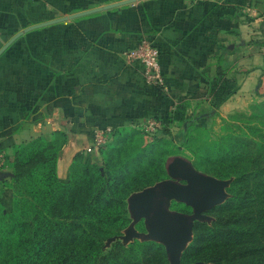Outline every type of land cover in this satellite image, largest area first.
<instances>
[{
    "label": "crops",
    "instance_id": "obj_1",
    "mask_svg": "<svg viewBox=\"0 0 264 264\" xmlns=\"http://www.w3.org/2000/svg\"><path fill=\"white\" fill-rule=\"evenodd\" d=\"M17 34L0 53V204L7 209L5 158L17 145L56 141V173L67 181L76 156L100 162L94 129L112 136L150 121L176 128L169 120L179 106L201 121L264 101V0H0V49ZM142 40L160 52L164 86L146 82L122 56ZM167 181L127 197L130 221L115 240L145 237L164 246L168 264H186L181 255L193 232L169 228L192 207H172L183 202Z\"/></svg>",
    "mask_w": 264,
    "mask_h": 264
},
{
    "label": "trees",
    "instance_id": "obj_2",
    "mask_svg": "<svg viewBox=\"0 0 264 264\" xmlns=\"http://www.w3.org/2000/svg\"><path fill=\"white\" fill-rule=\"evenodd\" d=\"M249 109L252 120L258 122L233 125L213 142L210 148L216 149L211 155L193 154L197 170L233 180L228 188L230 196L211 211L214 220L210 224L196 223L192 241L182 252V263L202 261L199 244L203 243L211 249L206 252V262L264 264V101ZM192 121L180 106L169 120L179 127ZM57 146L54 140L36 138L13 150L14 155L21 156L25 150L35 149L45 173L29 189L34 203L30 205L31 213L20 221H8L0 235V264H168L164 246L152 240H133L126 245L115 240L104 249L105 241L120 235L130 221L127 197L162 176L115 194L118 170L100 169L89 157L76 156L64 182L56 173ZM81 162L83 175L73 180L74 168ZM219 168L225 172L220 173ZM164 173L162 170L160 174ZM16 178L14 170L6 183L13 192L12 205L16 195L12 183L18 182ZM172 207L183 212L191 210L183 203L174 202Z\"/></svg>",
    "mask_w": 264,
    "mask_h": 264
},
{
    "label": "rangeland",
    "instance_id": "obj_3",
    "mask_svg": "<svg viewBox=\"0 0 264 264\" xmlns=\"http://www.w3.org/2000/svg\"><path fill=\"white\" fill-rule=\"evenodd\" d=\"M250 114L251 109L248 108L224 118L212 116L199 121L195 116H190L188 118H192L194 121L187 125L184 124L182 127L176 126L175 128V126H170L168 129V126L159 125L150 130H123L113 134L102 144L99 149L102 155L101 160L95 163L100 169L118 170L120 177L115 183L116 189L115 191L113 190L115 194L123 193L125 189L142 186L155 177L162 176L161 181L173 180L178 182L177 179L169 175L166 168V161L169 157H182L194 166L193 154L196 153L200 156L213 154L216 149V147H213V150L210 148L213 146V142L217 141L226 130L232 129L233 125H246L247 123L258 122L257 120H252ZM34 150L33 148L27 149L21 156H16L13 152L5 158V165L10 167L11 177L15 170L18 182L12 183L16 193L13 205L9 209L0 205V235L4 233L5 225L8 221H20L31 213L30 205L34 203L29 195V189L37 182L38 177L45 173V166L40 161V158L36 157L37 155L35 154L37 153H34ZM86 166L87 168L90 167L89 164H86ZM83 168L84 163L82 162L74 168L73 180L80 179L83 175ZM162 170L165 171V175L160 174ZM218 170L220 173L225 172V169L222 168ZM197 171L200 172L202 179L208 176L219 180L223 184L225 197L221 203L230 196L228 188L233 178L220 179L201 170ZM180 183L185 184V181L183 180ZM18 195H22V198L17 197ZM214 207L205 210L200 219L194 221L193 230L197 222L210 224L214 220L211 214ZM115 238L117 236L109 237L104 243V249L109 248ZM134 240L143 241L141 239ZM199 246H201L199 254H204L202 261L199 262H206V252H210L211 249H208L206 244L204 245L203 243H200ZM206 263L213 264L211 262Z\"/></svg>",
    "mask_w": 264,
    "mask_h": 264
},
{
    "label": "water",
    "instance_id": "obj_4",
    "mask_svg": "<svg viewBox=\"0 0 264 264\" xmlns=\"http://www.w3.org/2000/svg\"><path fill=\"white\" fill-rule=\"evenodd\" d=\"M110 5L106 7L115 6ZM102 9V8H99ZM99 9H94L90 12H95ZM87 13V12H85ZM80 15V14H78ZM73 17V16H71ZM19 34L11 38L1 49L0 53L16 38ZM166 168L169 175L177 179L178 182L168 180L175 186L176 197L183 203L192 207L190 214H182L178 218L174 219L170 225L169 230L174 233L191 231L193 232V224L195 220L200 219L202 213L208 208L214 207L220 203L218 201L224 199V186L223 184L214 178L205 177L202 179L200 172H198L194 166L182 157L172 156L166 161ZM185 181V184H181L179 181ZM145 241V237L141 238ZM168 256V254H167ZM202 263V262H194Z\"/></svg>",
    "mask_w": 264,
    "mask_h": 264
},
{
    "label": "built area",
    "instance_id": "obj_5",
    "mask_svg": "<svg viewBox=\"0 0 264 264\" xmlns=\"http://www.w3.org/2000/svg\"><path fill=\"white\" fill-rule=\"evenodd\" d=\"M159 50L151 42L142 40L139 44L132 48L122 51V56L137 64L139 71L143 75L146 82L156 86H164V79L159 65ZM160 124L150 121L142 127V130H150L158 127ZM93 149L98 150L105 143L111 134L110 128L94 129ZM90 151V148L88 149ZM3 159L0 157V166Z\"/></svg>",
    "mask_w": 264,
    "mask_h": 264
}]
</instances>
